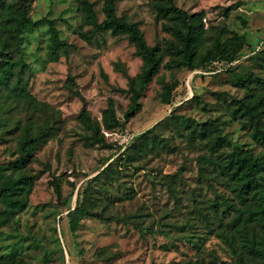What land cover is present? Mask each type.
I'll list each match as a JSON object with an SVG mask.
<instances>
[{"label":"rangeland","instance_id":"374dc122","mask_svg":"<svg viewBox=\"0 0 264 264\" xmlns=\"http://www.w3.org/2000/svg\"><path fill=\"white\" fill-rule=\"evenodd\" d=\"M90 1L103 19L105 0ZM155 1L117 0L116 12L135 22L148 44L164 53L171 34ZM175 1L191 13L204 12L208 43L238 32L246 36V45L233 63L207 72L162 67L129 121L123 114L130 94L121 89L129 88L130 78L144 64L134 44L110 31L87 41L83 34L91 28L81 0L31 1V17L55 20L60 37L72 47L50 54L46 22L23 26L11 40L30 90L49 105L46 113L35 114L49 132L24 167L33 177L23 193L18 191L26 207L0 223V260L21 256L26 264H179L200 256L210 260V252L221 260L235 259L219 231L229 228L230 218L216 217L211 204L231 193L216 166L223 154L236 147L264 152L251 128L235 115L238 100L264 93V0ZM175 81L180 85L165 104L164 85ZM0 88L7 87L0 83ZM78 92L97 120L115 102L123 124L105 132L106 144H88ZM2 105L1 98L4 125L28 118L20 107ZM219 134L227 136L225 145L216 141ZM18 155L15 135L2 138L0 133V166ZM7 172L17 175L12 167ZM77 206L90 215L72 231L68 213ZM4 208L0 202V212Z\"/></svg>","mask_w":264,"mask_h":264},{"label":"trees","instance_id":"16d2710c","mask_svg":"<svg viewBox=\"0 0 264 264\" xmlns=\"http://www.w3.org/2000/svg\"><path fill=\"white\" fill-rule=\"evenodd\" d=\"M32 0H0V83L7 88H0V101L3 109L7 106L20 107L28 115L26 121L18 120L15 126H6L0 119L1 137L14 134L19 155L8 165L0 166V202L5 208L0 212V223H6L26 207V199L18 193H23L33 177L24 169L27 161L39 149L49 129L36 117V113H46L49 105L39 100L29 88L27 71L19 69V63L14 60L11 40L20 35L23 26H37L46 22L51 30L49 52L58 55L68 51L72 44L60 37L55 20L47 18L34 20L30 15ZM117 0H105L100 20L94 4L90 0H81V11L90 31L83 37L91 41L94 35L110 31L114 35L126 36L136 48V54L144 62L141 72L130 78L129 88L121 91L130 94V103L124 111L125 121L132 119L141 109L140 99L147 86L158 75L161 68L173 69L186 67L190 70L207 72L216 65L233 63L246 45V36L238 32L231 35L217 36L208 43L209 30L204 23V12L191 13L180 7L175 0H157L154 8L160 18L165 19L164 29L169 31L171 38L165 45V52L170 56L165 61L164 53L156 46L148 44L143 31L135 23L127 20L116 12ZM179 82L166 83L163 89V102L170 104ZM83 101L80 120L90 131L88 144H106L105 132L114 131L123 124L118 114L115 102L111 100L105 110L102 120L94 119L86 106V99L78 92ZM245 126L251 128L252 137L264 146V93L249 94L238 100L235 109ZM2 117V115H0ZM217 132H221L216 128ZM216 141L221 145L227 143V136L218 135ZM219 174L229 187V195L222 193L221 202L214 200L211 207L213 214L222 219L230 218L229 228H219L221 236L228 244L233 261L221 260L210 252L211 259L200 256L196 259L179 264H264V152L255 153L252 149L236 147L232 153L216 162ZM17 173L10 176L7 169ZM19 187V188H18ZM60 193L59 185L55 186ZM206 213V212H205ZM86 207L77 206L68 213L70 229L76 231L81 220L89 216ZM101 219L108 216L98 214ZM211 212L207 210L206 220ZM213 218H215L213 216ZM0 264H26L21 256L2 258Z\"/></svg>","mask_w":264,"mask_h":264},{"label":"built area","instance_id":"2783aa9c","mask_svg":"<svg viewBox=\"0 0 264 264\" xmlns=\"http://www.w3.org/2000/svg\"><path fill=\"white\" fill-rule=\"evenodd\" d=\"M205 21H206V18H205Z\"/></svg>","mask_w":264,"mask_h":264}]
</instances>
